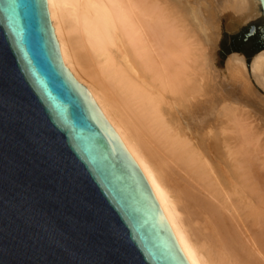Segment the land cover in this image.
I'll return each mask as SVG.
<instances>
[{
  "label": "bare ground",
  "instance_id": "1",
  "mask_svg": "<svg viewBox=\"0 0 264 264\" xmlns=\"http://www.w3.org/2000/svg\"><path fill=\"white\" fill-rule=\"evenodd\" d=\"M47 4L63 63L150 180L189 264H264V132L221 89L182 12L170 0ZM232 6L246 19L264 0ZM250 65L264 86L263 49Z\"/></svg>",
  "mask_w": 264,
  "mask_h": 264
},
{
  "label": "water",
  "instance_id": "2",
  "mask_svg": "<svg viewBox=\"0 0 264 264\" xmlns=\"http://www.w3.org/2000/svg\"><path fill=\"white\" fill-rule=\"evenodd\" d=\"M0 264H189L47 0H0Z\"/></svg>",
  "mask_w": 264,
  "mask_h": 264
},
{
  "label": "rangeland",
  "instance_id": "3",
  "mask_svg": "<svg viewBox=\"0 0 264 264\" xmlns=\"http://www.w3.org/2000/svg\"><path fill=\"white\" fill-rule=\"evenodd\" d=\"M170 1L206 47L221 89L233 104L247 109L251 125L257 123L264 132V86L253 77L250 65L258 51L264 50V9L244 19L231 8L236 0ZM234 54L244 62L231 57Z\"/></svg>",
  "mask_w": 264,
  "mask_h": 264
}]
</instances>
